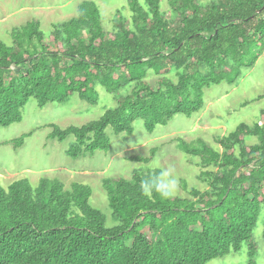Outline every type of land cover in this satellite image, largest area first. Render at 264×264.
Returning a JSON list of instances; mask_svg holds the SVG:
<instances>
[{
	"label": "trees",
	"instance_id": "trees-1",
	"mask_svg": "<svg viewBox=\"0 0 264 264\" xmlns=\"http://www.w3.org/2000/svg\"><path fill=\"white\" fill-rule=\"evenodd\" d=\"M166 1L169 16L161 0H128L129 24L116 10L110 35L92 1L52 26L50 45L38 22L13 29L10 45L0 40V127L19 122L30 98L38 108L72 95L95 105L99 85L113 94L116 107L79 127L50 124L47 138L72 136L66 155L73 159L106 152L107 127L130 135L140 119L151 133L177 114L189 118L203 107V89L234 84L262 53L264 0ZM148 71L159 76L154 85L145 81ZM170 73L175 81L164 75ZM260 116V123H240L216 137L219 150L201 139H176L183 153L199 158L197 178L209 187L204 191L146 193L142 181L160 169L102 179L108 208L120 221L113 228L89 204L87 185L71 183L67 190L43 177L35 186L22 178L0 185V264H206L243 245L246 264H255L252 233L264 210V109ZM29 135L5 143L17 149ZM249 137L255 142L246 144ZM155 152L125 159L147 164ZM261 239L264 244V216Z\"/></svg>",
	"mask_w": 264,
	"mask_h": 264
},
{
	"label": "rangeland",
	"instance_id": "rangeland-1",
	"mask_svg": "<svg viewBox=\"0 0 264 264\" xmlns=\"http://www.w3.org/2000/svg\"><path fill=\"white\" fill-rule=\"evenodd\" d=\"M82 1H92L96 5L102 17L103 29L108 35L113 30L111 19L116 10L129 24L128 0H0V40L10 45V32L13 29L28 22H38L45 43L50 45L49 32L52 26L75 17ZM197 1L207 3L209 0ZM160 9L167 12V16L170 15L166 0H161ZM164 75L176 80L173 73ZM158 78L148 71L145 81L154 85ZM95 90L98 95L95 105H89L72 95L62 104L47 103L43 108H38L36 100L30 98L21 110L19 122L0 127V185L6 188L12 181L22 178L35 186L42 177L58 179L67 190L70 183L87 185L91 189L89 204L104 215V226L113 228L119 226L120 221L108 208L106 194L101 187L102 179H129L133 171L170 169L176 180L172 196L188 197L183 187L199 191L209 188L197 178L200 169L196 163L199 158L183 153L176 139L186 143L201 139L212 149L219 150L213 142L216 137L228 134L240 123L251 127L254 123L262 122L260 111L264 109V97L257 98L264 95V45L254 65L242 68L234 84L221 82L203 89V107L189 118L177 114L166 125L155 126L151 133L145 130L140 119L133 121L130 135L114 134L107 127L105 135L109 141L108 151L97 150L92 154L70 158L66 150L74 142L73 137L68 136L61 142L48 139L50 129L47 126L52 124L59 129L79 127L98 119L107 109L116 107L113 94L106 93L99 85L95 86ZM125 91L120 90L121 96ZM245 102L248 104L242 107ZM27 133L30 135L24 138L22 146L17 149L5 143ZM254 142V137L245 140L246 144ZM154 148L156 152L147 164L125 159L128 156L149 157ZM58 169L60 174L55 172ZM80 171L90 174H81ZM68 175L70 178H67ZM263 216L264 210L252 233V240L256 244L255 264H264V244L261 239ZM246 251L243 245L238 252L212 259L206 264H246Z\"/></svg>",
	"mask_w": 264,
	"mask_h": 264
},
{
	"label": "clouds",
	"instance_id": "clouds-1",
	"mask_svg": "<svg viewBox=\"0 0 264 264\" xmlns=\"http://www.w3.org/2000/svg\"><path fill=\"white\" fill-rule=\"evenodd\" d=\"M176 180L170 169H162L159 174L152 175L146 178L141 183V188L146 193L152 190L160 193L162 197H169L173 194L175 189Z\"/></svg>",
	"mask_w": 264,
	"mask_h": 264
},
{
	"label": "crops",
	"instance_id": "crops-1",
	"mask_svg": "<svg viewBox=\"0 0 264 264\" xmlns=\"http://www.w3.org/2000/svg\"><path fill=\"white\" fill-rule=\"evenodd\" d=\"M22 8H25V7H21L20 9H22ZM248 103L247 102H245V103H243V105H242V107L243 106H245V105H247ZM213 142H215V140H213ZM85 156V155H84ZM80 157V156H79ZM78 158V157H77ZM64 171V170H63ZM26 172H28V171H26ZM56 172V174H60L61 173V171L58 169V170H56L55 171ZM80 173L81 174H90V173H88L87 171H80ZM43 178H45V177H43ZM67 178H70V176L68 175V177ZM40 179V178H39ZM38 179V180H39ZM50 179H56V178H50ZM56 180H58V179H56ZM59 181V180H58ZM70 185H71V183L69 184V187H70ZM64 186V185H63Z\"/></svg>",
	"mask_w": 264,
	"mask_h": 264
},
{
	"label": "water",
	"instance_id": "water-1",
	"mask_svg": "<svg viewBox=\"0 0 264 264\" xmlns=\"http://www.w3.org/2000/svg\"><path fill=\"white\" fill-rule=\"evenodd\" d=\"M262 8H264V5H263V7Z\"/></svg>",
	"mask_w": 264,
	"mask_h": 264
}]
</instances>
